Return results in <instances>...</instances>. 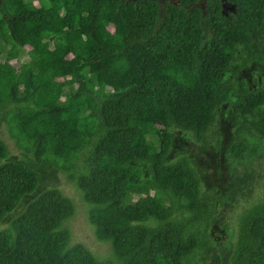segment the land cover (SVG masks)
<instances>
[{"label":"trees","instance_id":"obj_1","mask_svg":"<svg viewBox=\"0 0 264 264\" xmlns=\"http://www.w3.org/2000/svg\"><path fill=\"white\" fill-rule=\"evenodd\" d=\"M0 59V121L34 164L0 137V264H207L220 195L175 131L217 149L223 106H264L236 77L264 62V0H0ZM43 165L80 192L109 261L71 242L74 202ZM235 224L219 264H264V198Z\"/></svg>","mask_w":264,"mask_h":264},{"label":"rangeland","instance_id":"obj_2","mask_svg":"<svg viewBox=\"0 0 264 264\" xmlns=\"http://www.w3.org/2000/svg\"><path fill=\"white\" fill-rule=\"evenodd\" d=\"M158 1L160 7H163L165 1L175 0ZM227 10L228 8H226ZM4 36L7 37V34ZM23 54L25 57V53ZM24 57H20V59L23 60ZM238 61H240V57L236 56V62L238 63ZM9 64L14 68L18 66L17 61L14 59ZM236 77L238 81L244 80L246 89L250 91L260 89L264 85V62L246 64L243 62L242 68L238 70ZM218 117V123H214L212 125L214 129L209 132L211 138L217 136L216 132L221 136L222 144L217 149L212 146L200 148L201 146H197L189 140L184 142L182 139L183 134L179 130L175 131L180 146L184 143L187 149L186 152L194 156L199 162L200 171L206 178L207 183L212 187L216 186V191L220 195L222 206L209 231L215 233V241L207 249V264L212 262L213 264H219L221 262L220 257L224 255L223 249L228 246L229 241L232 240L230 238L235 233V218L257 199L264 198V106L258 110L254 118L250 119L241 118L226 106H223ZM243 121H247L251 131L243 129L236 134L237 127ZM0 137L8 145L12 157L33 164L32 160L24 156L16 147L4 121H0ZM240 139H244L246 150L241 157L236 158L230 153L229 146ZM178 143L175 151H173L172 159H175L177 155L178 147H180ZM40 169L43 176H46L45 181L47 183H53V186L57 185L74 202L75 214L66 223L71 231V242L82 243L95 257H98L99 261H109L110 245L107 242H99L94 237L93 227L88 222L86 205L82 201L80 192L73 186V183L66 180L62 171H55L53 167H47V165H43ZM139 200L142 203L151 202L149 195L142 194L131 196L127 201L131 203ZM3 226L5 225L2 224L1 227ZM227 238L228 241L225 240Z\"/></svg>","mask_w":264,"mask_h":264}]
</instances>
